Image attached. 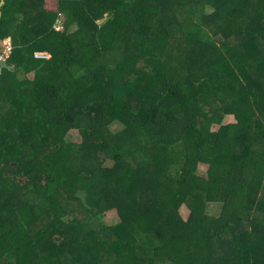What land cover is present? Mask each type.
Listing matches in <instances>:
<instances>
[{
  "label": "trees",
  "instance_id": "1",
  "mask_svg": "<svg viewBox=\"0 0 264 264\" xmlns=\"http://www.w3.org/2000/svg\"><path fill=\"white\" fill-rule=\"evenodd\" d=\"M8 37L0 264L257 259L244 231L264 237V0H0V52Z\"/></svg>",
  "mask_w": 264,
  "mask_h": 264
},
{
  "label": "rangeland",
  "instance_id": "2",
  "mask_svg": "<svg viewBox=\"0 0 264 264\" xmlns=\"http://www.w3.org/2000/svg\"><path fill=\"white\" fill-rule=\"evenodd\" d=\"M208 13L209 14L212 13V9L211 8L208 10ZM172 58L174 59L173 60V66H174V65H176V62H175V58L176 57H172ZM138 65H144V63L138 62ZM164 66H165V68H169L168 62H166L164 64ZM103 86H104V89L107 92L110 90L108 83H104ZM83 111H85L84 108H83ZM232 121H234L232 115L226 116L225 122H232ZM111 128L114 131H118V130H120L122 128V125H121V123L116 121V122L113 123ZM68 138L72 142H75V143L80 142V135L78 134V131H76V130L72 131ZM103 162H104L105 166H113L114 165V161L112 159L104 158ZM158 178H159L158 175H156V177H149V176H146V175L142 176L138 187L140 188V190H144L145 191V193H144L145 196L147 195L148 197H151V194H152V196H154L156 194L155 193L156 191L154 189L157 188L158 184L156 182V179H158ZM220 207L221 206L218 203H209L208 207H207V213L212 214V215H217L219 213V211H220ZM189 216H190L189 209L186 207V205H183L178 210L177 216L174 215L172 218H170V221L172 223V221L176 220L177 218H178L179 221L180 220L181 221H185V220H187L189 218ZM100 221L103 224H105L107 226H110V225H114V224L118 223L120 221V218L117 215V213L114 210H112V211L107 212L106 214H103L101 216V218H100ZM162 225H163V227H166L167 224L163 223ZM170 227H171V225H170ZM244 232L246 234H248V235H246V238L248 239L249 247H253V248H250V250L254 249V251H255L254 254L257 255L256 256L257 259H254V258L250 259V264H264V237H263V235L260 234V236L258 238L253 233L254 232L253 231V227H251V226H249ZM45 244H47V246L49 248V244L44 242V246H45ZM40 249H41L42 252H47L48 251L47 247L44 248V247L40 246Z\"/></svg>",
  "mask_w": 264,
  "mask_h": 264
},
{
  "label": "built area",
  "instance_id": "3",
  "mask_svg": "<svg viewBox=\"0 0 264 264\" xmlns=\"http://www.w3.org/2000/svg\"><path fill=\"white\" fill-rule=\"evenodd\" d=\"M63 28V25L61 23V20H57V23L55 25V29L56 30H61ZM12 50H13V42L11 40L10 37L4 39L3 41V49L1 50L0 52V61H7V59L10 57L11 53H12ZM34 56L37 57V58H49V54L46 53V52H39V51H36L34 53ZM2 66L0 64V70H1Z\"/></svg>",
  "mask_w": 264,
  "mask_h": 264
},
{
  "label": "water",
  "instance_id": "4",
  "mask_svg": "<svg viewBox=\"0 0 264 264\" xmlns=\"http://www.w3.org/2000/svg\"><path fill=\"white\" fill-rule=\"evenodd\" d=\"M3 3V0H1V4ZM0 64H1V66L2 67H9V68H12V67H10V66H8V63L6 62V61H0Z\"/></svg>",
  "mask_w": 264,
  "mask_h": 264
},
{
  "label": "clouds",
  "instance_id": "5",
  "mask_svg": "<svg viewBox=\"0 0 264 264\" xmlns=\"http://www.w3.org/2000/svg\"><path fill=\"white\" fill-rule=\"evenodd\" d=\"M7 62V61H6Z\"/></svg>",
  "mask_w": 264,
  "mask_h": 264
}]
</instances>
